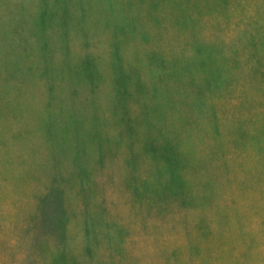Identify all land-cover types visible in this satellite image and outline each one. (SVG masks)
<instances>
[{"label":"rangeland","instance_id":"obj_1","mask_svg":"<svg viewBox=\"0 0 264 264\" xmlns=\"http://www.w3.org/2000/svg\"><path fill=\"white\" fill-rule=\"evenodd\" d=\"M0 264H264V0H0Z\"/></svg>","mask_w":264,"mask_h":264}]
</instances>
